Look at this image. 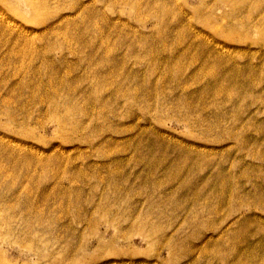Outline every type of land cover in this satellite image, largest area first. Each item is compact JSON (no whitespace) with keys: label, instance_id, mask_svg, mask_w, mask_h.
Masks as SVG:
<instances>
[{"label":"rangeland","instance_id":"374dc122","mask_svg":"<svg viewBox=\"0 0 264 264\" xmlns=\"http://www.w3.org/2000/svg\"><path fill=\"white\" fill-rule=\"evenodd\" d=\"M0 264H264V0H0Z\"/></svg>","mask_w":264,"mask_h":264}]
</instances>
